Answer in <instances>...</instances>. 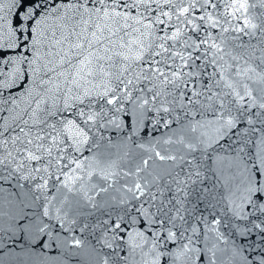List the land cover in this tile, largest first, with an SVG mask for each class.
Listing matches in <instances>:
<instances>
[{
	"label": "snow or ice",
	"instance_id": "1",
	"mask_svg": "<svg viewBox=\"0 0 264 264\" xmlns=\"http://www.w3.org/2000/svg\"><path fill=\"white\" fill-rule=\"evenodd\" d=\"M0 264H264V0H0Z\"/></svg>",
	"mask_w": 264,
	"mask_h": 264
},
{
	"label": "water",
	"instance_id": "2",
	"mask_svg": "<svg viewBox=\"0 0 264 264\" xmlns=\"http://www.w3.org/2000/svg\"><path fill=\"white\" fill-rule=\"evenodd\" d=\"M255 239H256L257 241H259L260 237H259V236H256V237H255ZM247 243H249V244H250V243H252V241H251V240H249V241H247ZM245 246H247V245H245Z\"/></svg>",
	"mask_w": 264,
	"mask_h": 264
}]
</instances>
